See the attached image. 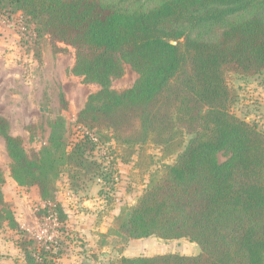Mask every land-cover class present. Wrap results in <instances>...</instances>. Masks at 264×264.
<instances>
[{"label": "trees", "instance_id": "obj_1", "mask_svg": "<svg viewBox=\"0 0 264 264\" xmlns=\"http://www.w3.org/2000/svg\"><path fill=\"white\" fill-rule=\"evenodd\" d=\"M0 13L72 48L68 73L99 87L76 115L85 132L71 147L58 117L30 158L0 117L9 177L37 188L44 215L67 222L58 182L66 173L77 193L83 180L101 176L106 166L97 154L107 143L138 153L136 167L145 147L156 146L174 162L154 171L136 203L99 237L187 239L199 252L122 256L114 264H264V132L231 112L229 84L232 75L264 73V0H0ZM214 29V38H204ZM125 65L137 79L115 92L110 84ZM4 183L0 169V229L22 236ZM49 246L24 236L15 245L19 264H55L60 253Z\"/></svg>", "mask_w": 264, "mask_h": 264}, {"label": "rangeland", "instance_id": "obj_2", "mask_svg": "<svg viewBox=\"0 0 264 264\" xmlns=\"http://www.w3.org/2000/svg\"><path fill=\"white\" fill-rule=\"evenodd\" d=\"M212 33L209 36L207 31L202 34L207 39L217 35L215 29ZM193 36L196 37V33ZM73 59L72 48L40 33L34 24L25 23L19 15L7 18L0 13V117L7 121L9 134L20 138L30 158L46 145L50 123L58 117L64 119V136L69 147L85 132L76 124V115L87 97L98 92L99 87L84 84L68 73ZM136 79V73L125 65L123 74L112 80L110 89L122 92ZM229 84L235 92L231 112L264 132V73L245 78L232 75ZM143 152L140 167H136L138 153L129 156L122 146L107 143L97 154L106 170L101 176L83 180L77 193L69 190L64 173L56 193V201L68 218L61 226L55 215L42 213L45 204L40 200L37 188H21L10 179L9 158L0 137V169L5 175L3 200L24 232L21 236L7 227L0 229V262L21 263L15 245L24 236L48 242L49 247L61 255L55 264H72L73 260L79 264H114L122 256L198 254V246L187 239L165 241L149 237L123 243L118 237L103 238L97 234L92 243L94 231H108L121 209L136 203L147 187L150 175L176 158L175 155L163 157L156 146H146ZM225 160L224 153H220L218 161Z\"/></svg>", "mask_w": 264, "mask_h": 264}, {"label": "crops", "instance_id": "obj_3", "mask_svg": "<svg viewBox=\"0 0 264 264\" xmlns=\"http://www.w3.org/2000/svg\"><path fill=\"white\" fill-rule=\"evenodd\" d=\"M17 186V185H16ZM3 191V189H2V187H1V192ZM4 198V197H3ZM17 222V221H16ZM19 226H20V224L19 223H17ZM20 228L21 229H23V227L22 226H20ZM96 232V233H95ZM107 232V230L106 231H94V233H93V236H92V243H95V235H97V234H100V233H102V234H105ZM91 235H92V232L90 233ZM89 234V235H90ZM141 240V239H140ZM140 240H137V241H140ZM182 240V239H181ZM19 252V251H18ZM0 264H4V263H1L0 262ZM72 264H79L78 263V261H72Z\"/></svg>", "mask_w": 264, "mask_h": 264}]
</instances>
